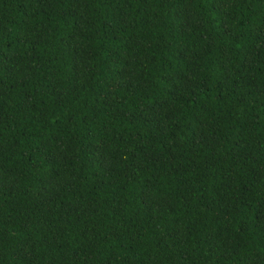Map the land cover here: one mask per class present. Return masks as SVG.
<instances>
[{
    "label": "trees",
    "instance_id": "1",
    "mask_svg": "<svg viewBox=\"0 0 264 264\" xmlns=\"http://www.w3.org/2000/svg\"><path fill=\"white\" fill-rule=\"evenodd\" d=\"M0 264H264V0H0Z\"/></svg>",
    "mask_w": 264,
    "mask_h": 264
}]
</instances>
